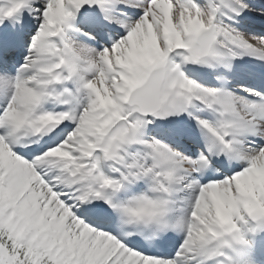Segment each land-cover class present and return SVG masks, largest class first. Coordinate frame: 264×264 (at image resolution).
<instances>
[{
	"label": "snow or ice",
	"instance_id": "1",
	"mask_svg": "<svg viewBox=\"0 0 264 264\" xmlns=\"http://www.w3.org/2000/svg\"><path fill=\"white\" fill-rule=\"evenodd\" d=\"M0 264H264V0H0Z\"/></svg>",
	"mask_w": 264,
	"mask_h": 264
}]
</instances>
